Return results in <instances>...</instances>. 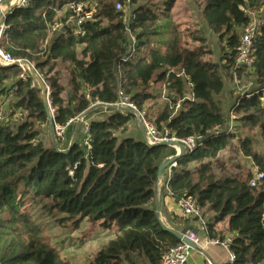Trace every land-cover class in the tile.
I'll return each mask as SVG.
<instances>
[{
  "label": "trees",
  "instance_id": "1",
  "mask_svg": "<svg viewBox=\"0 0 264 264\" xmlns=\"http://www.w3.org/2000/svg\"><path fill=\"white\" fill-rule=\"evenodd\" d=\"M126 1L132 6L137 0H32L29 7L15 8L7 16L2 48L12 58L34 62L43 73L58 125L86 114L92 104L97 103L93 107L97 109L114 104L120 89L146 111L159 130L165 128L178 139L204 136L207 140L201 148L177 160L167 192L176 202L188 197L196 201L207 219L209 238L233 235L230 249L236 264H264L262 94L240 98L232 109L244 130L259 132V150L248 135L238 139L240 153L250 161L252 170L225 174L218 156L233 135H209L226 120L215 100L224 88L222 75L233 78L236 74L239 79L244 74L234 64L240 33L248 23L245 10L253 4L248 0H205L202 17L223 41L219 63L207 59L202 37L190 38L199 45L189 49L178 26L167 19L159 25L160 19L149 8L130 9L135 53L123 62L129 42L122 15L115 12L114 5ZM71 2L94 3L95 20L83 25V37H73L67 30L59 32L42 50L48 26L65 21L67 14L60 11ZM174 3H165V16ZM166 25L170 26L169 36L162 43L160 31ZM144 48L147 50L141 55ZM253 56V76L264 84V17ZM59 64L69 67L66 87L56 71ZM18 73L16 67H0V98L11 95L12 109L25 113L16 126L8 119L0 124V264H68L46 242L42 227L21 212L26 202L33 201L57 214L61 227L77 230L85 221L113 231V239L89 264H160L164 254L180 243L149 206L158 167L175 155L174 149L124 137L134 117L110 109L104 120L90 121L87 146L79 135L71 144L75 131L71 125L66 130V148L44 147L38 140L40 128L48 123L41 91L31 88L29 80L18 79ZM229 150L235 148L230 145ZM258 175L261 179L251 187Z\"/></svg>",
  "mask_w": 264,
  "mask_h": 264
},
{
  "label": "built area",
  "instance_id": "2",
  "mask_svg": "<svg viewBox=\"0 0 264 264\" xmlns=\"http://www.w3.org/2000/svg\"><path fill=\"white\" fill-rule=\"evenodd\" d=\"M32 0H14L12 5L6 4L4 0H0V67L8 68L15 66L19 73L18 79L29 80L31 88H39L41 95L44 96V104L49 111L50 120L52 121L53 135L61 147L66 143V130L69 126L79 124L82 125V143L87 146L90 140L89 135V121L86 119L85 114H80L69 119L65 125L61 126L55 123V108L51 105L50 95L51 88L47 84L43 73L35 66L34 62L28 59H16L12 58L7 54L2 44L5 39V20L15 8H27L29 7ZM115 12L122 15V23L124 25L125 32L127 34L129 47L127 55L124 57L123 62H128L135 53V39L131 34L130 25L133 21L129 1L125 3H116L114 5ZM96 5L90 3H76L71 2L65 5L61 9L60 14H67L65 21H55L50 24L47 28V38L42 43L41 49L45 50L51 37L57 33H63L66 30L70 32L73 37H83V25L88 22H93L96 14ZM245 14L248 17V23L242 30L239 45L235 57V68L243 70L244 73L253 75L255 58L253 56V43L256 36L259 33L261 22L256 19V13L254 11L245 10ZM234 82H239L236 74L233 76ZM164 93V92H163ZM262 94L261 102L264 106V88L250 93L247 98L251 95ZM86 99H89L88 95H85ZM97 103L92 104L90 109L95 107ZM180 103L177 104L176 110L179 108ZM110 106L115 107L116 111L121 115H132L138 124L144 131V142L148 146H156L159 144L175 143L182 146L185 155H193L199 148H201L207 139L204 136L195 134L185 139H178L170 134L168 130L162 128L159 130L148 118V115L144 109H139L137 105L130 99L129 96L125 95L120 89L117 92V100ZM6 111L0 109V124L6 122ZM235 113L230 111L228 117L225 120V124L222 127H216L209 132L212 137H218L223 134L233 133ZM175 151L174 156L179 155L178 148H173ZM63 150V149H62ZM59 151V150H58ZM173 156V157H174ZM177 168L176 163H172L163 174L165 180V188L167 191V184L172 177V171ZM261 175H258L250 186H254L255 181L261 179ZM162 178V179H163ZM177 206L181 214L194 224L195 230H186L184 237L190 242L194 243L198 251L202 253L209 246H217L221 248L227 257L226 264H236L235 256L230 249V245L233 240V235L228 234L223 239L209 238L207 231V219L204 217L202 211L197 206L196 201L190 197L182 198L177 202ZM193 250L186 244L180 243L179 245L172 247L162 257L160 264H186Z\"/></svg>",
  "mask_w": 264,
  "mask_h": 264
},
{
  "label": "rangeland",
  "instance_id": "3",
  "mask_svg": "<svg viewBox=\"0 0 264 264\" xmlns=\"http://www.w3.org/2000/svg\"><path fill=\"white\" fill-rule=\"evenodd\" d=\"M169 0H137L135 4L130 5V9H136L137 7L149 8L160 19L159 25L167 19L170 23L179 27V31L183 32L187 40V48L193 49L199 44L190 42V38H203V47L209 52L207 59L213 63H219L222 59L223 41L215 34H213L207 27L203 17L202 11L205 6V0H175L174 6L167 16H165L164 5ZM253 6H248L249 11L256 13V19L261 22L264 17V0H248ZM169 27L160 31L161 42H166L169 36ZM242 32V31H241ZM241 35V33H240ZM189 37V40L187 39ZM162 46H159L161 48ZM144 48L141 55L146 52ZM57 73L60 77V82L64 87L67 85L69 67L67 64H59L57 67ZM224 82V88L220 95L215 96V100L221 105L222 113L225 119L228 117L230 111L239 103V99L246 97L250 93L264 88V84L257 80L253 75L244 73L239 78V82H234L233 78L222 75ZM165 93H161L163 98ZM13 97L11 95L3 96L0 98V109L6 111V120L11 125L20 124L25 118V113L20 110H13L11 104ZM163 102V99L158 103ZM149 107V103L146 108ZM145 108V109H146ZM102 112V113H100ZM100 113V114H98ZM11 115V116H10ZM86 115L91 119H100L106 116L102 108H92ZM10 116V117H9ZM9 117V118H8ZM233 137L225 141V146L222 148L218 156V164L224 166L225 174L235 175L238 173L245 174L248 170H252V165L249 160L245 159L240 153L238 139L249 136L255 142L253 147L257 150L260 149L259 132L255 129L252 132H248L243 129V125L236 122L239 117L235 114ZM151 118V117H150ZM129 130V131H128ZM244 130L245 132H243ZM129 135L139 136L137 126L133 121L129 123L127 132L123 135L128 137ZM38 140L42 145L47 148H53L61 150L66 148L68 141L61 147L57 142L53 133H51L49 125L40 128ZM137 140H142L141 137H137ZM232 145L235 151L229 150V146ZM21 212L27 214L29 219L42 227L43 237L50 247L56 250L60 260L68 264H89L92 261L95 253L103 248V246L113 237V232L104 230L97 224H90L88 222H82L77 230H73L67 227H61L57 223V214H50L43 210V205L39 202H26L25 206L21 209Z\"/></svg>",
  "mask_w": 264,
  "mask_h": 264
},
{
  "label": "crops",
  "instance_id": "4",
  "mask_svg": "<svg viewBox=\"0 0 264 264\" xmlns=\"http://www.w3.org/2000/svg\"><path fill=\"white\" fill-rule=\"evenodd\" d=\"M13 1L14 0H4V2L6 4H9V5H12ZM102 109H103L104 113L106 114V116H103L100 119L94 120V119H91V117L88 118V115L85 114L86 119L89 122L90 121L104 120L107 117V115L109 114V112L106 111V109L103 107H102ZM100 113H102V112H100ZM100 113H98V114H100ZM133 122L137 126L139 136L144 141V135H143V133L139 127L138 122L135 120V118H134ZM128 128H129V125H128ZM81 130H82V125L75 124V131H74V134L71 136V141H75L78 138V135L80 138H82L83 135H82ZM139 136H137V137H139ZM128 137L137 139V137L134 135H132V136L129 135ZM156 206L159 207L158 213L156 212ZM149 208L154 210L158 220L162 223V225H164L166 227H169L168 223L166 221V219H168L171 224L177 226L180 229H193V230H195L194 224H192L188 219H186L181 214V212L178 209L177 202L166 191L164 178L160 181H157V184H156L155 189H154V197L152 199V202H151ZM110 232H113V231L111 230ZM112 237H114V236H112ZM226 263H227V257H226L225 252L217 246H209L202 253L197 252V251H193L186 264H226Z\"/></svg>",
  "mask_w": 264,
  "mask_h": 264
},
{
  "label": "water",
  "instance_id": "5",
  "mask_svg": "<svg viewBox=\"0 0 264 264\" xmlns=\"http://www.w3.org/2000/svg\"><path fill=\"white\" fill-rule=\"evenodd\" d=\"M11 67H15V66H11ZM44 99V96L42 95V100ZM103 108L105 109H110V110H116L115 107L113 106H110V105H101ZM46 107V106H45ZM46 112V117H47V120H48V125H49V128H50V131L51 133L53 132V128H52V121L50 120V116H49V111L48 109L46 108L45 110ZM143 135H144V131L142 130L141 126L139 125ZM74 141H71V144H73ZM156 146H163V147H169V148H178L179 150V155L178 156H174V157H170L168 159H166L165 161H163L161 163V165L158 167V170H157V181H160L162 180L163 178V174H164V171L172 164V163H176L177 160L181 157H183L185 155V152H184V149L182 148L181 145L179 144H175V143H168V144H159V145H156ZM156 212L158 213L159 212V207L156 206ZM167 223H168V226L169 227H166L164 225H161L164 227V229L169 232L171 235H173L178 241L179 243H184L186 245H188L193 251H198L197 247L195 246L194 243L190 242L189 240H187L183 235L184 233L186 232V230H190V229H180L178 228L177 226L171 224L169 222L168 219H166Z\"/></svg>",
  "mask_w": 264,
  "mask_h": 264
}]
</instances>
